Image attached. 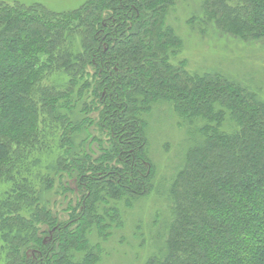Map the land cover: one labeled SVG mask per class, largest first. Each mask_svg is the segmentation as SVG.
Listing matches in <instances>:
<instances>
[{
	"label": "trees",
	"instance_id": "16d2710c",
	"mask_svg": "<svg viewBox=\"0 0 264 264\" xmlns=\"http://www.w3.org/2000/svg\"><path fill=\"white\" fill-rule=\"evenodd\" d=\"M177 5L0 3V264H264V69H191ZM183 22L264 56V0Z\"/></svg>",
	"mask_w": 264,
	"mask_h": 264
},
{
	"label": "rangeland",
	"instance_id": "374dc122",
	"mask_svg": "<svg viewBox=\"0 0 264 264\" xmlns=\"http://www.w3.org/2000/svg\"><path fill=\"white\" fill-rule=\"evenodd\" d=\"M92 1L94 0H0V3L18 2L26 6L40 4L46 7L51 12L69 13L82 8L85 4ZM177 3L178 5L176 6V8L178 9L176 17L179 21L182 22V25H178L177 32L181 34L184 43L183 52L180 58L189 59V65L191 69H212L215 67H219L217 66L218 63L225 67L228 65L233 71H242V73L246 71L245 69L249 68L257 71H260V69H264V56L262 58V55H260L258 51H254L253 49L248 47L244 48L242 46H239L232 40H218V38H216L215 35L212 34V30L209 28V31L207 33H197L196 31L193 32V30H191L190 27L186 25L185 22H183V19H186L187 15L200 10L201 0H177ZM239 58L244 60L247 65L244 63H240L243 61H241V59ZM66 80V76L62 75L60 77L57 75L52 77L49 82L65 83ZM164 122L161 124L162 126L160 124L155 125L157 129L152 135L154 139L153 143L158 147V151H162V153L159 154L160 158L158 157L156 159L157 162L159 161V159H163V155L164 157H166L165 154L167 152H163V147L166 146V144L164 143L168 141L171 136L173 137L176 131L170 123L165 124ZM175 143H177V141ZM173 147L175 148L174 145ZM45 161L48 163L50 160L47 161L45 159ZM167 161L168 160H163L162 162V165L164 166L162 169L163 173L167 171V167H165L167 166ZM152 201L150 200L149 203L152 204ZM161 206L164 208V205L162 203ZM130 229L131 224L129 225V227H127V232L131 231ZM116 242L117 240L115 239L114 241L111 240L105 244V249L108 250L111 255L105 257L104 254L102 256V261L100 264H123L125 260L131 263L134 262V264H143L142 262L138 263L137 259L141 257L142 261H144V259L149 255L151 251L150 247H146L144 249L137 247L136 249H133L129 244H135V240L130 241L129 244H124V246H122V244H119L118 246ZM122 252H125V255H122L123 257H121L120 255ZM135 254L136 256L134 257ZM137 254L140 256L138 257ZM125 256L128 259H125Z\"/></svg>",
	"mask_w": 264,
	"mask_h": 264
}]
</instances>
